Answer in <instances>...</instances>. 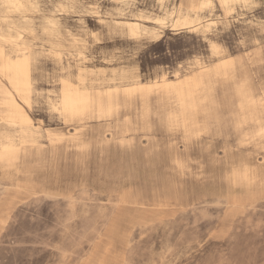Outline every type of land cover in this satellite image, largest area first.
<instances>
[{
    "label": "rangeland",
    "instance_id": "rangeland-1",
    "mask_svg": "<svg viewBox=\"0 0 264 264\" xmlns=\"http://www.w3.org/2000/svg\"><path fill=\"white\" fill-rule=\"evenodd\" d=\"M181 1L0 0V47L31 57L37 132L36 149L0 162V264H264V98L241 108L234 94L243 73L264 92V0L231 15L213 0L209 32L173 29ZM230 55L239 65L198 98L191 129L158 95L120 98L110 117L61 110L64 79L107 92ZM21 135L0 121V143Z\"/></svg>",
    "mask_w": 264,
    "mask_h": 264
},
{
    "label": "bare ground",
    "instance_id": "bare-ground-1",
    "mask_svg": "<svg viewBox=\"0 0 264 264\" xmlns=\"http://www.w3.org/2000/svg\"><path fill=\"white\" fill-rule=\"evenodd\" d=\"M217 1L219 7L231 15L235 10V5L247 4L251 0ZM9 2L18 8L23 6L21 0H9ZM208 7L214 8L213 0H195L190 3H185L182 0L180 8L175 11V14L173 12L171 14L173 29L179 31L205 30L209 32L218 22L217 20L202 21L200 15ZM212 9L211 11H213ZM166 20V17L156 18L160 28L166 26ZM125 24L132 34L137 35L143 31L139 22L128 21ZM1 37L7 39L5 36L1 35ZM10 38V42H16L14 36ZM211 50L218 55L224 53L222 47L215 42L211 43ZM59 57L64 59V54L60 53ZM77 57L82 61L86 60L83 52H79ZM239 63L240 58L235 59L232 55L225 56L212 66H201L195 72L179 77L176 80L164 78L160 81L154 80L152 82H141L136 85L125 86L122 89L116 87L114 90L107 92H95L90 90V88H77L73 83L64 79L61 89V110L64 114L94 111L101 117H110L121 109L119 105L120 98H133L137 95L142 98H151L152 95H158L177 98L178 114L176 120L178 118L183 127L191 129L196 126L195 122H191V119L197 112L201 109L203 110L198 98H214L218 82L220 80H228L229 72L237 67ZM243 74L242 80L234 86V94L237 98H241L240 107L247 108L261 102L263 99L258 98H264V92L257 93L253 83L250 82L251 77L247 73ZM32 86L30 55L23 54L12 58L7 54L4 47H0V114L2 115L0 121L10 124L14 128H20V131H22V135L18 137V140L17 138H9L6 142L0 143V162L7 160L12 163L17 161V153H27L31 148H37L35 135L37 132L32 131L35 125L33 118L28 112L33 106L31 98ZM122 141H124V138H122Z\"/></svg>",
    "mask_w": 264,
    "mask_h": 264
}]
</instances>
